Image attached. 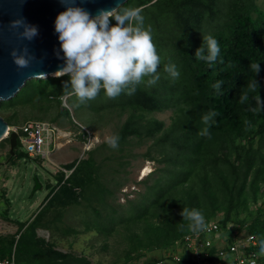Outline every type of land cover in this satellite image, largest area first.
I'll list each match as a JSON object with an SVG mask.
<instances>
[{
  "label": "trees",
  "instance_id": "1",
  "mask_svg": "<svg viewBox=\"0 0 264 264\" xmlns=\"http://www.w3.org/2000/svg\"><path fill=\"white\" fill-rule=\"evenodd\" d=\"M130 2L136 3V8L159 6L151 20L157 32L154 44L161 57L159 80L149 87L145 77L133 95L122 93L115 99L107 98L101 89L86 106L98 112L117 107L120 114L127 113L116 131V150L123 152L134 139L139 144L152 141L143 155L164 165L154 170L157 176L151 174L144 180H152L144 193L126 205H115L107 201L115 192L103 183L94 157L74 160L67 164L73 172L67 178L60 173L48 202L33 220L19 222L15 235L0 240V256L9 254L8 244L16 246L19 264H92L85 257L56 249L36 232L47 210L78 204L82 197L90 204L95 200L103 203V212L93 206L92 219L85 221L88 229L95 226L108 235L119 233L128 242L123 264H128L135 253L173 247L183 240L191 231L180 215L183 207L200 210L206 223L225 211L224 218L219 219L224 234L248 232L257 236L259 244L264 241V208L239 218L248 211L250 202L264 198V103L257 104L255 99L260 96L264 100V8L256 0H128L122 8ZM209 34L221 49L211 67L195 56L204 44L203 36ZM252 61L260 64L258 74L250 68ZM169 63L180 72L175 81L164 70ZM252 79L259 84L256 92L246 87ZM217 80L223 81L219 91L212 87ZM66 83L70 86L67 75L33 79L32 102L56 99L62 105V97L68 95L67 102L75 104ZM245 92L248 100L241 102ZM15 102L3 101L0 107ZM165 109L172 110L169 125L149 116ZM210 111L217 114L205 125L202 117ZM206 127L210 135H200ZM6 143L9 137L0 145ZM15 152L16 157L24 156L17 149ZM181 258L182 263L191 262L188 252ZM259 261L264 264V257Z\"/></svg>",
  "mask_w": 264,
  "mask_h": 264
},
{
  "label": "rangeland",
  "instance_id": "2",
  "mask_svg": "<svg viewBox=\"0 0 264 264\" xmlns=\"http://www.w3.org/2000/svg\"><path fill=\"white\" fill-rule=\"evenodd\" d=\"M256 2L264 8V0H256ZM137 6L136 3L130 2L124 8ZM140 9L144 17V26L151 28L153 38L157 32L153 28L155 23L151 20L153 13L159 11V6L140 7ZM27 83V87L19 96L12 98L17 102L0 107V115L11 121L12 125L9 126L21 125L33 119L51 121L58 124L60 128L71 131L72 139L69 142L63 139L61 148L51 154L49 159L28 157L21 143L16 149L24 156L8 158L9 143L5 146L0 145V161L4 162L0 167V240H8L15 235L20 227L19 222L33 220L35 214L48 202L47 196L56 186L58 176L62 172L60 167H67V164L74 160L88 159L91 155L94 157L100 166L103 183L115 192V195L107 196L110 204L126 205L128 200H134L140 196V193L146 191V185L152 180L147 183L144 180L154 174L158 166L164 165L144 157L143 154L152 141L139 144L134 139L123 152L104 146L105 137L116 135L118 126L125 120L127 113L120 114L117 107L103 110V112L84 105L78 108L76 103H69V100L68 106L64 103L58 105L56 99L32 102L35 90L33 79ZM73 98L76 100L74 96ZM171 115V109L149 114L150 117L164 120L166 125L170 124ZM84 132H89L92 138H90L91 143L87 145L90 148L88 150L85 148V141L88 139L85 136L88 134ZM91 150H94L93 154ZM156 152L158 156H161L160 151ZM146 168L148 173L144 175ZM157 175V173L154 174V176ZM37 179L41 184L39 188L36 187ZM79 201L78 204L47 210L41 219V225L36 229L38 236L56 249L85 257L92 264H123L126 261L124 252L128 248L126 239L119 233L105 234L103 230L95 226L88 229L85 222L87 219H92L93 206L96 205L103 212V203L95 200L90 204L83 197ZM258 208H264L263 197H260L257 202H250L248 211L242 212L239 218H245L247 212H254ZM224 216L225 211H219L212 219L219 220ZM5 247L6 253L11 254L15 250L14 253L17 255L16 246L11 248L7 244ZM181 251L186 253V249L177 244L169 248L143 250L141 254H133L128 264H148L156 259L173 264L170 254H179Z\"/></svg>",
  "mask_w": 264,
  "mask_h": 264
},
{
  "label": "clouds",
  "instance_id": "3",
  "mask_svg": "<svg viewBox=\"0 0 264 264\" xmlns=\"http://www.w3.org/2000/svg\"><path fill=\"white\" fill-rule=\"evenodd\" d=\"M19 2L22 4L25 0ZM60 2L66 5V10L57 15L55 31L58 33L60 50L63 53L61 59L64 64L55 75L69 76L70 86L66 83L65 87H70L69 94L76 98V107L86 106L90 101L95 100L101 89L104 90L107 98L115 99L122 93L133 95L137 86L145 83V77L149 78L147 86L157 83L159 80L157 70L161 57L154 44L151 28L144 26L142 9L122 8L120 0H116L115 7L100 9L93 16L83 7L77 6V0H60ZM113 19L115 24L111 23ZM8 27L21 41H32L38 35V28L29 24L23 16L10 21ZM203 40L204 44L196 50V60L205 61L211 67L216 63L221 49L217 39L212 35H204ZM57 54L59 55V52ZM10 55L18 69L30 67L34 59V57L29 58L27 46L23 49L13 48ZM250 68L253 73L258 74L259 62L252 61ZM164 70L173 81L180 76L175 64H166ZM41 75L43 74L32 77ZM222 83V80H217L212 87L219 91ZM246 87L248 91L256 92L259 88L258 81L252 79ZM4 99V96H0V100ZM255 99L257 104L264 103L260 96H255ZM246 100H248L247 92L241 95V102ZM216 114L215 111L205 114L202 117L203 123L209 125L211 117ZM199 134L210 135L207 127ZM104 142L110 148L117 149L119 136H106ZM180 215L188 222L187 227L193 233L206 230V220L200 210L183 207ZM258 245V251L253 253V256L264 257V241ZM248 264H256V260L249 259Z\"/></svg>",
  "mask_w": 264,
  "mask_h": 264
},
{
  "label": "water",
  "instance_id": "4",
  "mask_svg": "<svg viewBox=\"0 0 264 264\" xmlns=\"http://www.w3.org/2000/svg\"><path fill=\"white\" fill-rule=\"evenodd\" d=\"M128 0H120L121 7ZM77 6L83 7L93 16L100 9H109L116 6V0H77ZM66 10V5L60 0H0V96L4 100L0 103L14 98L20 90L32 79H44L57 77L64 61L60 50L58 33L55 31V20L57 15ZM18 16L38 28V35L32 40L18 39L17 35L9 30L8 24ZM22 31V29H21ZM27 46L29 58L34 57L31 66L18 69L13 62L10 52L13 48ZM59 52V55L57 54ZM36 74H43L32 77ZM9 123L0 115V142L7 138ZM19 135L16 131L9 132L10 158L16 156ZM4 162L0 161V167ZM41 186L37 179L36 187Z\"/></svg>",
  "mask_w": 264,
  "mask_h": 264
},
{
  "label": "built area",
  "instance_id": "5",
  "mask_svg": "<svg viewBox=\"0 0 264 264\" xmlns=\"http://www.w3.org/2000/svg\"><path fill=\"white\" fill-rule=\"evenodd\" d=\"M63 103L68 106L67 95L64 96ZM12 131L18 133V140L25 147L27 156L32 158L49 159L51 154L61 148L63 139H66L67 142L72 139L71 131L60 128L54 122L41 119L9 126L7 137ZM87 134V136L83 135L88 138L85 141L86 150L90 149L87 145L92 141L90 133ZM60 169L66 174V178L74 170L67 167H60ZM206 225L205 231L200 233L190 231L183 240L177 242L178 246H182L186 249V253H189L191 262H181V257L184 254L181 251L179 254H170L173 257V264H248L249 259H255L256 264H261L260 257L253 256V253L257 252L255 247L259 244L256 235L248 232L224 234L217 219L208 221ZM14 252L15 250L7 256H0V264H19ZM152 264L168 263L160 259Z\"/></svg>",
  "mask_w": 264,
  "mask_h": 264
},
{
  "label": "bare ground",
  "instance_id": "6",
  "mask_svg": "<svg viewBox=\"0 0 264 264\" xmlns=\"http://www.w3.org/2000/svg\"><path fill=\"white\" fill-rule=\"evenodd\" d=\"M147 170V171H146ZM148 173V168H146L145 170H144V175H146Z\"/></svg>",
  "mask_w": 264,
  "mask_h": 264
},
{
  "label": "snow or ice",
  "instance_id": "7",
  "mask_svg": "<svg viewBox=\"0 0 264 264\" xmlns=\"http://www.w3.org/2000/svg\"><path fill=\"white\" fill-rule=\"evenodd\" d=\"M147 171V170H146Z\"/></svg>",
  "mask_w": 264,
  "mask_h": 264
}]
</instances>
